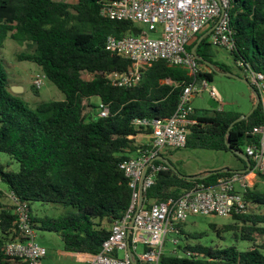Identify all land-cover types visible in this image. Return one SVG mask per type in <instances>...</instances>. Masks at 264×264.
<instances>
[{
    "label": "trees",
    "instance_id": "16d2710c",
    "mask_svg": "<svg viewBox=\"0 0 264 264\" xmlns=\"http://www.w3.org/2000/svg\"><path fill=\"white\" fill-rule=\"evenodd\" d=\"M101 2L0 0V46L7 37L25 43L29 49L19 52L18 59L34 61L64 93L62 99L40 100L31 108L9 91L7 73L0 65V151L17 162L16 169L10 162H0V181L27 203L35 229L54 231L66 250L88 254L99 250L111 221L123 215L131 200L128 177L119 162L137 151L134 142L139 129L132 119L167 117L184 84L194 78L179 65L157 59L141 67L140 80L131 86L109 82L105 72L128 70L131 62L105 48L106 36L138 33L143 28L130 19L102 15ZM228 13L234 39V47L228 51L241 68L248 65L261 72L264 83V0H230ZM195 58L202 66L197 76L208 80L213 72L230 70L214 58L208 34L196 44ZM84 72L90 77H84ZM164 78L176 84L162 81ZM92 95L108 103L107 115H97L96 109L84 112L83 100ZM239 114L223 108H195V122L188 125L185 146L228 150L242 159L235 151L246 155L244 145L258 143L259 136L252 128L264 122L262 99L248 116L235 120ZM247 157L251 167L252 159ZM233 171L237 170L207 169L199 173L203 177L188 179L177 168L167 166L156 172L152 184L143 191L144 201L177 197L197 181L214 182ZM255 177L256 182L244 191L251 202L247 210L232 211V220L222 225L210 223L219 236L231 231L235 238L249 240L248 247L205 245L190 242L186 235L183 241L178 239L173 250L163 251L158 264H264V212L250 209L252 203L264 205V188L258 187L259 181L264 182V168L257 170ZM32 200L61 203L67 208L55 216L34 215ZM15 220L13 204L0 202V264H28L4 252L5 243L16 236ZM181 224H176L175 233L183 232ZM202 234L197 231L191 236Z\"/></svg>",
    "mask_w": 264,
    "mask_h": 264
},
{
    "label": "built area",
    "instance_id": "2783aa9c",
    "mask_svg": "<svg viewBox=\"0 0 264 264\" xmlns=\"http://www.w3.org/2000/svg\"><path fill=\"white\" fill-rule=\"evenodd\" d=\"M230 0H102L99 11L109 18L130 19L157 30V36H150L145 30L126 33L121 36L108 34L105 48L122 55L131 62V68L124 71H107L106 79L119 86H131L140 80L141 67L157 59H165L182 67L194 78L185 83L179 93L174 110L165 118L137 116L132 124L138 133L148 134V142L138 145L134 155L122 159L119 167L128 177L131 187L130 203L119 218L111 221L108 235L102 240L95 253H89L85 264H133L130 249L137 264H158L163 253L164 236L167 231H178L176 224L190 213L230 215L232 211H245L251 203L244 197V191L253 185L257 170L264 168V122L253 126L252 132L259 136L258 143H246L244 151L252 159V166L230 175L220 176L214 182L197 181L184 188L179 196L164 200L144 201L134 211L138 202V184L144 169L142 189L152 184L158 170L168 165L162 160L155 162L164 148L185 146L188 125L195 122L194 107L191 104L195 93L207 89L209 94L220 98L214 86L205 77L197 76L201 64L187 45L207 27L208 41L226 50L234 47L233 29L229 23ZM241 64V62H239ZM244 71L250 82L259 90L264 106V83L262 73L253 71L248 65ZM46 75L36 71L31 83L39 88ZM96 113L105 116L109 105L98 98ZM161 160V159H160ZM250 165V163H249ZM16 218V236L4 245V252L17 256L28 264H39L46 254V247L37 241V233L30 222L29 208L25 201L18 200L9 191ZM132 224L129 225L131 218ZM130 231L127 234V230ZM173 243L178 241L172 239ZM138 244L141 249L138 250ZM121 252V253H119Z\"/></svg>",
    "mask_w": 264,
    "mask_h": 264
},
{
    "label": "rangeland",
    "instance_id": "374dc122",
    "mask_svg": "<svg viewBox=\"0 0 264 264\" xmlns=\"http://www.w3.org/2000/svg\"><path fill=\"white\" fill-rule=\"evenodd\" d=\"M73 2L75 0H67ZM150 36L159 35L160 28L157 30L148 29L143 23L137 22ZM29 48L25 43L20 44L16 40L7 37L4 39L0 46V65L4 68L7 73L9 80V91L20 97L29 107L34 108L35 104L44 99H62L64 93L49 79L45 78L43 84L35 91L32 87L31 77L36 71L39 70V66L28 59H18L17 54L21 51H27ZM212 51L214 58L228 65L229 69L241 76H245L244 68L240 67L232 57V54L225 48L213 45ZM84 77H90V74L84 72ZM210 85L214 86L215 89L221 96L222 103L212 97L207 89H203L200 94H196L191 101V104L197 109H208L212 111L222 106L224 109L235 110L240 113L247 112L253 104V92L250 86L242 80L218 72L212 73V78L209 80ZM15 85V86H13ZM14 87L17 89L15 90ZM98 96L92 95L88 99H85L84 112L88 113L95 110L91 102L97 103ZM190 149V147H188ZM195 150V154L191 156V159L201 161L203 155L201 152L216 154L213 159L216 161H226L227 166L240 169L242 168L243 161L238 159L229 151H214V149L200 148ZM217 152V153H216ZM217 154H220L222 158H218ZM206 156V155H205ZM0 162H10V167L16 169L17 162L10 158V156L0 151ZM256 176V173H255ZM254 183L256 177H254ZM259 188H264V182H258ZM0 200L7 204L12 203V199L6 192V185L0 181ZM67 207H64L61 203L41 202L38 200L30 201V209L34 215H58L63 213ZM251 210L264 212V205L251 204ZM232 218L230 215L220 214H199L190 213L186 219L182 221L181 228L182 233H175L174 231H167L164 236L163 250L164 252L173 250L176 244L173 243L172 239L177 238L179 241H183L187 235L190 242H199L205 245H228L235 244L237 248L243 249L250 245V241L240 237L235 238L231 231H224L219 236L216 231L210 226V223L216 225H222L230 222ZM37 233V241L46 247L47 254L42 260H46L49 264H79L77 259L76 251H69L63 247L61 237L54 231L35 229ZM202 231L201 236H191L192 232ZM141 249V244H138V250ZM121 253V252H119Z\"/></svg>",
    "mask_w": 264,
    "mask_h": 264
},
{
    "label": "crops",
    "instance_id": "0c3cea01",
    "mask_svg": "<svg viewBox=\"0 0 264 264\" xmlns=\"http://www.w3.org/2000/svg\"><path fill=\"white\" fill-rule=\"evenodd\" d=\"M208 28L209 27H207L206 29H208ZM159 33H160V31H159ZM205 69H207V68L205 67ZM162 81L176 84V81H174V80H172L170 78H164V79H162ZM200 93L201 92L195 93L194 96L196 94H200ZM194 96L192 97V99L194 98ZM219 97L220 98L218 99V101L221 104L222 103V99H221L220 94H219ZM221 108H222V106L219 107L218 109H221ZM194 109H195V107H194ZM148 139H149L148 134L138 133L137 132L136 141L134 142V145H137V146L138 145H142V144L148 142ZM195 148L196 149H200L198 147H195ZM190 149H194V148L190 147ZM190 149L187 146H183V147H180V148H164V149L161 150V154L160 155H161V157H163L164 159L169 161L173 166H175V168H177L178 170H180L182 173H185V174H194V173H200V172H202L204 170H207V169L228 167L226 165L227 164L226 161H224V160L223 161H217V160L215 161L213 159V157H215L216 154H209V153L205 154V152L204 153L201 152L202 155H203V159L201 161H197L195 159V157H194V159H191V156H193L195 154V152H194L195 150H190ZM205 149H207V148H205ZM214 151H228V150L214 149ZM229 152H231V151H229ZM135 153H136V151L133 152L131 155H134ZM217 157L220 158V159L222 158V156H220V154H217ZM241 160L243 161L242 168L236 169V170L242 171V170L247 169L246 161L243 160V159H241ZM229 168H231V167H229ZM8 192H9V190H6L5 193L8 194ZM0 202L3 203V204H7V203H5L2 200H0ZM69 251H71V250H69ZM76 252H77V259L79 261V264H85L87 259H88V253L81 252V251H76ZM46 254H47V252H46ZM44 256L40 259L39 264H49V263H47L46 260H42L44 258Z\"/></svg>",
    "mask_w": 264,
    "mask_h": 264
},
{
    "label": "water",
    "instance_id": "95a60500",
    "mask_svg": "<svg viewBox=\"0 0 264 264\" xmlns=\"http://www.w3.org/2000/svg\"><path fill=\"white\" fill-rule=\"evenodd\" d=\"M212 27H213V26H210V27H209L208 29H206L203 33L199 34V36H198L197 39H196V42L191 46L190 50L194 53V55H195V47H196V44L201 40V38H202L204 35H206V34H208V33L210 32V30L212 29ZM205 63L208 64L209 66H212V65H213V63H212L211 61H207V60H205ZM218 73L225 74V75H229V76H234V77H236V78L242 80L243 82L247 83V84L250 86V88H251V90H252V92H253V96H254L255 100H254L252 106L250 107V109H249L247 112H245V113H240V114L235 118V120H239V119H241V118H243V117L248 116L249 113H250V112H251V111L257 106V104H258V102H259V100H260V98H261V95H260L259 90H258V89H257V88H256L251 82H250V80H249L247 77H244V76H241V75H239V74H237V73H234V72H232L231 70H224V71L220 70V71H218ZM13 86H15V85H13ZM14 89L17 90L15 87H14ZM230 126H231V124H230ZM235 152H236V154H238L243 160L246 161V165H247V168H248V166H249V159H248V157H247L243 152H239V151H235ZM156 158H159V159L163 160L168 166L175 168V166H173L169 161H167L166 159H164L163 157H161V155L157 156ZM146 167H147V165L144 166V169H143V171H142V174H141V177H140V180H139V184H138V202H137V207H136V210L134 211V214L136 213L138 207L142 204V200H143L142 182H143V177H144V175H145ZM179 174H180L181 176H183V177L188 178V179H190V178H201V177L204 176L203 174H199V173L185 174V173L179 172ZM132 219H133V217L131 218V220H130V222H129V223H130L129 225L132 224ZM129 231H130V227H129L128 230H127V234L129 233ZM128 252H129V255H130L131 258H132V263H133V264H137L133 252H132L130 249H128Z\"/></svg>",
    "mask_w": 264,
    "mask_h": 264
}]
</instances>
